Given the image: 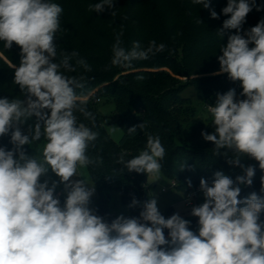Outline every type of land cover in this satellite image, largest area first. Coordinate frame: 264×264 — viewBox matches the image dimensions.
Listing matches in <instances>:
<instances>
[{"label": "clouds", "instance_id": "1", "mask_svg": "<svg viewBox=\"0 0 264 264\" xmlns=\"http://www.w3.org/2000/svg\"><path fill=\"white\" fill-rule=\"evenodd\" d=\"M192 3L210 8L209 0ZM105 5L112 8L113 0H100L89 5V10L99 13ZM253 7L255 0L251 4L249 0H228L222 9L225 16L230 14L223 29L237 31L220 49L217 74L226 73L230 80L240 81L244 98L237 99L235 89L217 94L215 106L206 104L214 131L201 133L214 144L215 155L233 153L228 163L244 173L236 177V183L247 186L253 183L255 168L241 164L242 156L258 161L264 170V19L240 34ZM62 12V6L52 0H0V41L6 49L13 43L21 49L14 82L24 93L23 100L0 98V137L10 133L13 145L11 150L0 147V264H264V221L260 220L264 196L253 192L238 199L241 188L223 171L214 173L212 186L204 178L200 180L204 202L191 209V215L198 217V235L178 213L165 219L155 198L144 202L139 219L119 215L110 224L89 208L95 187L84 179L71 178L79 176L78 168L102 162L87 155L99 133L93 131L94 114L76 92L84 87V77L66 73L77 67L86 72L92 69L83 59L73 66L70 61L79 56L77 52L63 55L57 62L54 36ZM210 14L219 18L214 10ZM121 35L112 46V66L131 67L133 61L148 60L166 47L153 40L147 47L135 42L126 49ZM76 111L92 127L78 122ZM32 117L36 123L25 134L21 127ZM137 127L143 130L145 125L128 128V133L135 135ZM42 137L40 157L27 155L24 146ZM127 155L122 151L116 159L127 171L160 176L165 148L158 135L148 134L144 149L126 160ZM49 169L59 177L51 187L47 180L40 182ZM261 182L264 192V177ZM58 183L66 192L63 206L54 198ZM138 203L134 198L129 207ZM164 229L169 230V239Z\"/></svg>", "mask_w": 264, "mask_h": 264}, {"label": "trees", "instance_id": "2", "mask_svg": "<svg viewBox=\"0 0 264 264\" xmlns=\"http://www.w3.org/2000/svg\"><path fill=\"white\" fill-rule=\"evenodd\" d=\"M52 2L63 8L60 16L61 26L54 36L57 62L63 55L77 52L79 56L73 57L70 61L73 66H76L77 59H83L91 67L90 72L77 67L75 72L66 73L69 76L84 77L82 81L84 87L76 89L79 96L87 93L90 86L103 84L95 97L82 99L87 110L96 118L93 131L99 133L97 140L89 145L87 155L93 160L102 161L88 166L99 192L95 200V209L100 217L105 213L104 216L113 220L108 208L110 191L113 189L119 191L122 203L128 207L134 198L139 201L136 207H141L144 202L153 198L148 188L146 173L129 172L116 162L122 151L128 153L126 160L138 155L146 145L148 134L160 137L165 148L161 170L168 179L176 181L178 190H200L201 178L212 186L214 173L223 171L234 181V186L241 188L238 199H244L253 192L258 196H264V192H261L264 170L259 168L258 161L247 156L241 157V164L254 166L255 175L251 186L238 185L236 177L244 173L239 166L228 163L233 153L228 151L227 156L215 155L214 144L205 141L201 135L202 132L214 131L212 118L206 119L198 115L196 107L191 106L190 102L187 104L181 95L183 88L190 84L205 86L212 90L225 79L233 87L236 84L240 86L241 91L236 97L243 99L244 97L240 95L241 82L232 81L226 73H220L181 83L180 79L174 78L163 69L169 67L175 73L185 72L188 75H199L220 69L218 61V57L222 55L220 49L227 44L229 36L236 34L237 31L223 29L224 20L230 18V14L225 16L222 13L228 0H209L210 8L202 7L199 17L195 13L192 1L190 3V0H187V6L191 8V19L187 22L180 18L177 0H113L112 8L105 5L104 11L99 13L90 11L89 5L99 3L100 0H52ZM249 2L251 4V0ZM257 7L261 10L257 11ZM254 8L256 17L264 19V10L262 11L264 0H255ZM212 10L217 13L218 19L211 17ZM68 24L87 28L81 37L84 41L82 45L78 46L72 40L70 47H66ZM243 27L244 24L241 31ZM219 31H222L223 35H220ZM120 33L122 46L126 49H131L135 42L147 47L149 42L154 40L157 45L164 44L165 50L148 60L133 61L132 66L128 68L112 66V46ZM0 51L16 65L12 66L0 55V98L23 100L24 93L14 82V71L21 60V49L15 43L10 49H6L4 41H0ZM136 67H146L147 70L131 71ZM138 76H143L144 79L138 80ZM179 84L182 85L178 86ZM101 99L115 102L113 122H117L123 130L117 142L111 138L99 116L96 105ZM74 114L78 122L92 127V122L82 113L76 111ZM35 123V117L29 118L21 127V131L27 134L28 126H34ZM142 123L145 125L143 130L137 127L135 135L128 133V128ZM10 135L9 133L0 137V147H5L6 150L13 148ZM43 143L42 137L31 146L25 145L24 150L31 152L40 149ZM224 151L226 150H221L222 153ZM182 164H186L183 170ZM129 209L132 210V207ZM170 210L168 207L160 214L164 215ZM260 220L264 221V212H261Z\"/></svg>", "mask_w": 264, "mask_h": 264}, {"label": "rangeland", "instance_id": "3", "mask_svg": "<svg viewBox=\"0 0 264 264\" xmlns=\"http://www.w3.org/2000/svg\"><path fill=\"white\" fill-rule=\"evenodd\" d=\"M178 1V11L180 18L183 21H188L191 19V8H189L187 5V0H177ZM192 0H190L191 3ZM193 7H195L196 11L195 13L199 17L201 11H202V5H194L192 4ZM261 10V9H260ZM264 8H262V11ZM255 8L253 7L252 11L247 15L246 17V22L244 23V27L242 32V35L244 32H246L248 29L251 27L255 26L261 19L259 17H256L255 13ZM67 36L65 37V44L66 47H70L72 40H74L76 45H82L84 41H82L81 37L84 35L87 31V28L84 26L80 25H67ZM252 45H250L251 47ZM0 55L3 56L5 60H7L12 66H16L15 64H12L8 58L0 51ZM150 69H156V68H150ZM163 69L167 70L174 78L180 79L182 82H189L192 79H197V78H203L208 75H215L219 73V69L209 71L203 74L199 75H188L185 72L182 73H175L171 68L169 67H164ZM135 70H147L146 67H136L131 69V71ZM127 72V71H125ZM119 75V74H118ZM116 75V78L117 76ZM225 79H222L220 84L215 89L209 90L205 86H200V85H195V84H190L183 88L181 91V95L186 99L187 104L191 106L196 107L197 109V114L202 116L203 118L209 119L211 118L210 114L207 112V107L206 104L211 105L217 100V94H224L230 89H235L236 95L239 94L241 91V88L239 85H230L229 81H226ZM224 83V84H223ZM227 83V84H225ZM182 84H179L180 86ZM103 86V84H99L96 86H90L89 90L87 93L84 95H81V99L83 100H88L92 99L93 97L96 96L97 92L100 90V88ZM97 100V98H94ZM103 100V99H101ZM97 101V109L100 118L103 120L106 130L111 136L113 140L116 142L121 138L123 134L122 128L119 126L117 122H113V116L115 114V102L113 100H108V101ZM115 127L116 131L113 132L112 128ZM41 149L31 151V152H26L27 155L29 156H37L38 158L41 155ZM79 176H74L71 179L72 180H81L84 179L87 183L90 185H94L93 179L91 177L90 171L88 167L86 169H79L78 168V173ZM45 180L48 181V186L51 187L53 181H59V177H57L51 169H49V172L46 175H43L40 177V182L43 183ZM147 184L148 188L151 192V195L153 198L157 200V207L159 212H164L168 207L171 208L168 213L166 212L163 216L165 219H167L168 215L170 214H179L182 218L190 221L189 224V229L193 231L195 234L198 235V230H199V224H198V217H194L191 215V209L194 206H199L204 202V196L201 190L198 191H193V190H185L181 191L178 190L176 187L171 186V180L168 179L164 173L161 170V174L159 177H153L148 175L147 177ZM166 187L167 190L163 191L162 189ZM54 194H59L60 199H61V205L63 206V203L66 199V192L64 191V185L61 183H58V186L56 187ZM99 195V192L97 188L95 187V192L93 196L90 198V204L89 208L93 210V212H96L95 209V200L97 196ZM187 201H191L192 203L187 205ZM108 208L110 213L112 214V219L114 220L117 216L123 215L126 217V215L129 213V207L125 204L122 203L120 193L118 190L113 189L110 191V201L108 204ZM95 210V211H94ZM105 215V213H104ZM101 216L103 220L107 223H111L112 220L106 216ZM164 234L166 239H169L168 236V229H164Z\"/></svg>", "mask_w": 264, "mask_h": 264}, {"label": "built area", "instance_id": "4", "mask_svg": "<svg viewBox=\"0 0 264 264\" xmlns=\"http://www.w3.org/2000/svg\"><path fill=\"white\" fill-rule=\"evenodd\" d=\"M216 101L214 103H212V106H215ZM171 186L172 187H176L177 183L174 180H171ZM163 191L167 190L166 187H164L162 189ZM54 198H58L61 202L60 196L59 194H54ZM191 201H187V205L191 204ZM143 210V205H141V207H132V210L129 209V213L126 215V218H131V217H136L137 219L140 218V212ZM95 211V210H94ZM94 214L98 215L97 212H94ZM99 216V215H98ZM172 216V214L168 215L167 219L170 218ZM143 222V221H142ZM148 226H151L150 223Z\"/></svg>", "mask_w": 264, "mask_h": 264}]
</instances>
